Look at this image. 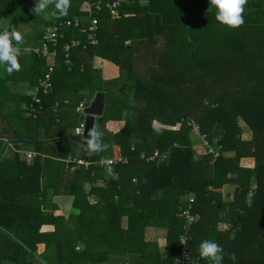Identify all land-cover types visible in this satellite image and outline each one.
I'll use <instances>...</instances> for the list:
<instances>
[{"label": "trees", "instance_id": "1", "mask_svg": "<svg viewBox=\"0 0 264 264\" xmlns=\"http://www.w3.org/2000/svg\"><path fill=\"white\" fill-rule=\"evenodd\" d=\"M76 1L74 16L85 15L95 2L86 0L90 8L78 14L84 0ZM7 4L21 3L0 0V16ZM246 5L264 12V0H246ZM185 6L195 13H188L182 0H148L146 5L129 0L116 19L107 10L100 12L97 43L71 49L72 66L63 67L65 77L74 82L67 105L58 91L55 68L53 91L37 117L30 118V128L37 130L47 118L51 126L45 127L47 139L65 134L70 126L74 129L78 122L63 120L59 111L72 104L77 119L81 82L93 79L90 92L104 91L107 99L98 133L103 145L119 146L122 158L110 164L112 177L104 178L103 151L83 157L88 162L83 181L90 188L85 191L75 182L77 189L71 190L73 204L81 209L76 239L67 232L62 237L57 231L39 232L44 223L64 220L24 201L40 193L44 168L40 156L35 155L30 165L15 159L17 174L7 178L0 174V264H34L37 244L43 242L46 256H54L53 264H94L109 253L139 254L137 261L145 264L142 256L150 244L144 240L147 226L166 230L167 255L160 263L172 264L170 256L179 247L183 224L178 212L190 195L197 215L189 232L192 253L199 254L200 243L212 240L223 249L222 264H264V23L254 19L230 29L216 23L209 0H186ZM189 15L195 16L190 27ZM64 33L55 66L65 62L64 42L86 40L80 27H67ZM128 40L131 44L126 46ZM77 54L106 58L121 74L103 80ZM36 57L45 64L42 75L46 61ZM3 88L0 79V92ZM56 102L58 108L53 110ZM124 110L128 116L123 127L116 133L107 131L106 121L120 119ZM190 120L217 153H197L190 139ZM239 120L252 131L250 139L241 138ZM16 139L20 137L15 134L11 140L15 147L20 146ZM25 139L31 142L35 137ZM34 147L39 150L41 144ZM246 157L254 158V167L241 166ZM228 184L234 185L231 192L224 191ZM219 222L230 224L233 236L228 229L219 230ZM77 240L85 245L81 251L75 250ZM202 264L212 262L202 258Z\"/></svg>", "mask_w": 264, "mask_h": 264}, {"label": "crops", "instance_id": "2", "mask_svg": "<svg viewBox=\"0 0 264 264\" xmlns=\"http://www.w3.org/2000/svg\"><path fill=\"white\" fill-rule=\"evenodd\" d=\"M10 1L16 3V5L18 3L21 4L15 7H10L9 4H7L3 7V14L0 16V32H20L23 35V41L19 45H17V47H19L21 51V56L18 57L20 68L9 73L5 66L0 65V79L4 81V88L0 92V174L3 178H7L9 176L13 177L17 174L15 159H18L19 162H25L26 165H30L35 155L40 156V160L43 163L44 167L43 176L41 178L40 193L37 194L34 198H25L24 201L30 202L40 212L49 213L54 216L63 218L64 221L42 224L39 229L40 233H56L55 231H57V236L62 237L67 232V234H69L72 239H76V231L78 228L76 218L79 215L81 209L73 204L74 195L72 194L71 190L77 189V187L73 185L75 182L77 183V185L82 184L85 191L89 190L90 184L87 181H83V171L87 168L88 165H77L74 164L73 161L84 160L83 157L90 154L86 145L72 140H60L55 142L40 143L41 147L39 150H37L34 147L36 143L24 144L19 141H27L25 137L29 136L35 137V140L33 141H49L54 138L73 135V127L70 126L67 128L65 134L47 139L45 136V127L47 126L48 128L50 125L47 118L43 119V126L34 131L30 128L29 124L31 120L25 115L23 107L29 100L30 94L34 91V88L37 85L38 78L40 77L45 67L44 62L42 63L40 58L36 57L33 54L27 53L26 49L33 47L40 42L44 26L48 25L54 20L59 19L60 17H69L68 14L70 11L76 8L77 1L74 0L71 4H69L67 13L64 15H60L58 10L55 9L56 0H50L49 7L46 10V14L42 13L40 15H35V13L32 11L35 7L36 0ZM84 1L77 8L79 9L78 14H82L90 8L89 6L91 2L88 6L86 5L88 2ZM127 2H129V0ZM137 2L140 5H146L148 3V0H137ZM185 2L186 0H182V5L184 6V8H186ZM77 9L75 11H77ZM186 9L188 10V13H195V10H190L188 8ZM49 17L53 18L49 19ZM130 44L131 41L129 40L125 42L126 46ZM76 57L78 60H84L86 62L88 61L92 69L98 70L100 72L101 79L103 80L109 81L111 79L117 78L121 74V70L119 69V67L106 58L96 55L90 58L85 55L82 56V54H77ZM64 65L65 62L62 61H59L56 64L54 78L56 79V84L58 86L60 96L67 100L68 98H73L72 91L74 89V82L70 78L67 79L65 77L63 73ZM94 83L95 82L93 79L84 80V82H81L82 86L84 87L78 91V94L83 98L86 97L89 99V101H92L97 92H103V117L105 108L107 106V99L104 91L95 90V92H90L89 88L94 86ZM120 88H124V85H122ZM67 104L64 103V105ZM114 105H118V103H115ZM73 113L74 106L72 104L66 107H62L59 111L60 118L65 121H72ZM78 113L77 122L80 121L81 117V114ZM112 114L115 113L112 112L111 115ZM127 116L128 113L124 110L120 119L111 118L110 120L106 121L104 128L110 133H116L123 127ZM100 126H97L96 117L93 132H98ZM50 127L48 130H50ZM15 134L20 137V139L15 140V142L20 144V146H16L17 148L11 141L12 139H14ZM190 139L194 146V149L198 154H203L206 152L203 147L202 149H200V147L198 146L199 144H201L200 142L194 144L191 136ZM28 154L31 155L29 156ZM233 154L234 152L226 153V155ZM121 158L120 148L115 142L104 145L101 156V159L103 161L113 160L116 162L118 160H121ZM110 166L111 165L107 164L104 165V178L112 177L113 174L110 170ZM241 166L243 165L241 164ZM11 168L12 171L10 170ZM76 171H78V174H76ZM233 188L234 185L228 184L225 187L224 191L227 190L231 192ZM95 200L96 198H90L91 202H95ZM217 227L219 230L228 229L231 232V236H233L234 234V228L228 223L219 222ZM165 233L166 230L163 228L154 226L145 227L144 240L145 242L150 243L144 250V253H146V255L142 256V258L145 260V264H161L160 261L167 255V251L165 249ZM154 242H157L158 246L152 245V243ZM84 248L85 245L82 241L77 240L75 242L76 251H81ZM46 250V243L43 242L37 244L36 250L34 252V264L54 263L53 254L49 253V257H47ZM136 255L138 256L127 253H109L108 257L104 261L94 264H142L139 258L137 261V257H140V255Z\"/></svg>", "mask_w": 264, "mask_h": 264}, {"label": "built area", "instance_id": "3", "mask_svg": "<svg viewBox=\"0 0 264 264\" xmlns=\"http://www.w3.org/2000/svg\"><path fill=\"white\" fill-rule=\"evenodd\" d=\"M128 0H95L91 8L83 16H73L71 18H65L62 20L54 21L51 24L44 26L42 30V37L38 44L33 47L26 49L27 53L35 56L43 57L46 61V70L38 78L37 85L34 91L30 94L29 101L24 105L23 110L27 117L35 119L38 112L42 109L45 99L53 91V73L55 70V59L57 53V47L59 41L64 36V29L67 27H80L81 32L85 34L86 40L71 39L70 41L64 42L62 50L64 52L65 65L68 69L72 66L69 54L71 49L79 46H85L87 43L95 44L98 41V14L104 10L108 11L109 16L112 19H116L120 16V7L123 3ZM82 23H86L85 27H82ZM82 25V26H81ZM63 103H67L64 100ZM91 101L88 98H82L78 104V112L81 116H85L84 110L89 106ZM58 102L52 105V109L58 108ZM187 124L191 126L193 132L199 135L204 142V136L200 134L199 126L192 120L188 121ZM84 128V120L79 121L73 129V134L82 135ZM29 156L31 154H28ZM113 160L103 161L100 160L101 164H112ZM74 164L88 165L85 160H74ZM193 196L187 198L185 207L178 212V216L182 219V232L179 234V247L171 253L172 264H202V257L199 254L192 253L190 249V227L197 221V215L192 211Z\"/></svg>", "mask_w": 264, "mask_h": 264}, {"label": "clouds", "instance_id": "4", "mask_svg": "<svg viewBox=\"0 0 264 264\" xmlns=\"http://www.w3.org/2000/svg\"><path fill=\"white\" fill-rule=\"evenodd\" d=\"M49 3L50 0H36L32 11L35 15L46 14ZM245 4L246 0H209V5L215 10L216 20L230 29L238 28L244 23L242 13L245 10ZM68 6V0H56L55 9L60 15L67 13ZM22 41L23 35L20 32H0V65L5 66L9 73L20 68L18 57L21 56V51L17 45ZM86 147L90 153L103 151L102 134L91 132L87 138ZM199 254L202 258L209 259L212 264H222L223 249L215 241H202L199 245Z\"/></svg>", "mask_w": 264, "mask_h": 264}, {"label": "rangeland", "instance_id": "5", "mask_svg": "<svg viewBox=\"0 0 264 264\" xmlns=\"http://www.w3.org/2000/svg\"><path fill=\"white\" fill-rule=\"evenodd\" d=\"M72 2H73V0H69V3H72ZM244 9L245 10L242 13V15L244 17V22L254 23V19H256L258 22L264 23V12L263 11H261L257 7H254V8L248 7L246 4L244 5ZM21 11H23V10H21ZM71 15H74L73 11H70L68 14V16H71ZM52 18L53 17H49V19H52ZM194 18H195V16H193V15H191L189 17V27L193 26L192 25L194 23L193 21H195ZM206 23H207V21H205V19H204L203 25H205ZM216 23H219V22L216 21ZM72 122H77L76 117L73 118ZM239 124L241 126V134H240L241 138L242 139L251 138L252 137V131L250 130V128L242 120H239ZM56 129L57 128H54L53 130H56ZM190 136H191L194 144L195 143L197 144L198 142L201 143L198 145L200 147V149H202V147H203L206 151L209 150V151H214L215 153H217L218 149L216 147L209 146L208 143L206 144V142H204V140H202V138L199 135H197L195 132L192 131ZM241 164L243 166H246V167H254V158L253 157L243 158V159H241ZM10 170L12 171V168Z\"/></svg>", "mask_w": 264, "mask_h": 264}, {"label": "water", "instance_id": "6", "mask_svg": "<svg viewBox=\"0 0 264 264\" xmlns=\"http://www.w3.org/2000/svg\"><path fill=\"white\" fill-rule=\"evenodd\" d=\"M103 109H104V94L103 92H97L94 98L92 99L91 103L89 104V106L85 108L84 110L85 116L80 117V121L84 120V128L82 135L73 134L65 137L54 138L49 141L29 142V141L20 140L19 142L48 143V142H55L60 140H72L86 145L87 138L89 137L90 133L93 132L94 130V123L96 117H97V126L101 125Z\"/></svg>", "mask_w": 264, "mask_h": 264}]
</instances>
